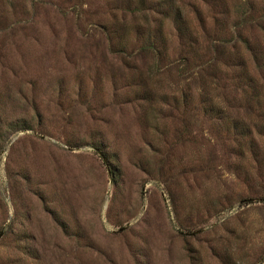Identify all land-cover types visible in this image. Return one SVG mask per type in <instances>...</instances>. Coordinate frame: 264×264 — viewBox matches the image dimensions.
Masks as SVG:
<instances>
[{
  "label": "rangeland",
  "instance_id": "obj_1",
  "mask_svg": "<svg viewBox=\"0 0 264 264\" xmlns=\"http://www.w3.org/2000/svg\"><path fill=\"white\" fill-rule=\"evenodd\" d=\"M0 264H264V0H0Z\"/></svg>",
  "mask_w": 264,
  "mask_h": 264
}]
</instances>
